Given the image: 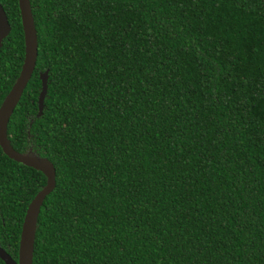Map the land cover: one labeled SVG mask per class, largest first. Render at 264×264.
<instances>
[{
	"label": "trees",
	"instance_id": "16d2710c",
	"mask_svg": "<svg viewBox=\"0 0 264 264\" xmlns=\"http://www.w3.org/2000/svg\"><path fill=\"white\" fill-rule=\"evenodd\" d=\"M29 5L37 55L6 135L54 168L32 264H264V0ZM0 6L1 102L23 37L17 0ZM44 184L0 150V248L13 260Z\"/></svg>",
	"mask_w": 264,
	"mask_h": 264
},
{
	"label": "water",
	"instance_id": "95a60500",
	"mask_svg": "<svg viewBox=\"0 0 264 264\" xmlns=\"http://www.w3.org/2000/svg\"><path fill=\"white\" fill-rule=\"evenodd\" d=\"M17 8L23 37V58L17 77L0 102V150L8 159L40 172L45 178V184L33 196L25 209L20 227L16 260H13L2 248H0V261L3 264H32L37 216L44 198L53 190L55 181L54 168L47 159L40 158L28 152L19 153L15 151L10 146L6 135L9 117L31 77L37 55L36 32L29 0H17ZM9 30L10 27L7 23L6 16L0 6V46L2 40L8 35ZM38 78L40 87L36 101L37 117L41 115L43 109V101L47 89V71L39 74Z\"/></svg>",
	"mask_w": 264,
	"mask_h": 264
},
{
	"label": "rangeland",
	"instance_id": "374dc122",
	"mask_svg": "<svg viewBox=\"0 0 264 264\" xmlns=\"http://www.w3.org/2000/svg\"><path fill=\"white\" fill-rule=\"evenodd\" d=\"M27 152L34 155L31 149H28Z\"/></svg>",
	"mask_w": 264,
	"mask_h": 264
},
{
	"label": "flooded vegetation",
	"instance_id": "af4514ba",
	"mask_svg": "<svg viewBox=\"0 0 264 264\" xmlns=\"http://www.w3.org/2000/svg\"><path fill=\"white\" fill-rule=\"evenodd\" d=\"M28 149H30V148H28ZM28 149H27V150H28ZM26 152H27V151H26ZM32 152L34 153V151H32ZM34 154H35V153H34Z\"/></svg>",
	"mask_w": 264,
	"mask_h": 264
}]
</instances>
